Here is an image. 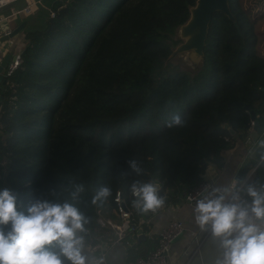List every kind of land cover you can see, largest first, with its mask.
<instances>
[{"label":"trees","instance_id":"obj_1","mask_svg":"<svg viewBox=\"0 0 264 264\" xmlns=\"http://www.w3.org/2000/svg\"><path fill=\"white\" fill-rule=\"evenodd\" d=\"M194 2L55 0L41 24L27 27L26 17L21 62L0 81V185L17 195L19 211L35 199L67 201L88 219L84 242L94 241L112 234L96 221L97 208L118 218L113 198L120 190L131 225L145 228L148 212L133 204L134 182H159L164 203L179 202L209 163L222 166L221 152L234 138L224 123L247 136L248 104L264 125V57L257 52L264 37L254 27L264 0H228L234 18L212 13L200 67L166 71L180 41L175 30ZM175 115L182 126H169ZM262 155L260 142V182L240 189L249 201V185H264ZM255 163L241 167L238 182ZM105 186L111 194L94 204ZM158 238L127 244L126 259L146 256Z\"/></svg>","mask_w":264,"mask_h":264},{"label":"clouds","instance_id":"obj_2","mask_svg":"<svg viewBox=\"0 0 264 264\" xmlns=\"http://www.w3.org/2000/svg\"><path fill=\"white\" fill-rule=\"evenodd\" d=\"M182 123L180 116L175 115L169 126ZM130 167L137 174L141 171L135 161L130 162ZM82 191L83 187H78L72 193L73 199ZM228 191L213 189L214 198L200 199L195 208L201 230L210 225L213 236L220 240L223 254L216 264H264V229L253 222L264 223V185L260 191L254 185L247 189L252 198L251 215L239 203L225 202L226 196L220 193ZM131 192L137 197L133 204L141 212L155 211L164 203L153 183L134 182ZM110 194V188L101 187L92 202ZM19 207L12 189H0V264H89L84 238L77 235L86 231L88 219L77 207L67 201L41 199L31 201L25 211H19ZM53 245L58 251L51 250Z\"/></svg>","mask_w":264,"mask_h":264},{"label":"crops","instance_id":"obj_3","mask_svg":"<svg viewBox=\"0 0 264 264\" xmlns=\"http://www.w3.org/2000/svg\"><path fill=\"white\" fill-rule=\"evenodd\" d=\"M0 15L7 14L0 13ZM12 17L15 16H10L8 19L11 26L18 23V21L11 22L10 19ZM21 47L18 49L12 48L11 50L6 43L5 46L0 48V57L2 58L6 52L12 54L14 51L21 50ZM257 52L260 56L264 57V46L258 44ZM251 132L252 128H249L247 134L249 139L246 136L241 137L237 132H234L231 146L223 149L221 152L223 156L222 166H217L214 163L208 164L207 170L203 175V180L209 182L210 187L203 194L198 195L192 202H189L184 195L179 202L163 203L156 211L148 212L142 218V222L146 223L145 228L141 225L135 227L136 230L129 240L130 245L136 244L137 246L145 238L158 236L171 220H178L182 223V230L179 237L173 239L170 244L166 264H216L219 259H222L223 250L220 247V240L213 236L210 225L201 230L196 221L197 213L195 212V208L200 199L205 197L214 198L213 189H229L231 181L239 179V170L246 162L254 161L256 163L241 177V185L245 182H254L255 185L259 184L260 181L256 177L255 168L260 159L256 156V148L264 140V133L254 139ZM3 188H7L5 183H1L0 185V189ZM222 194L226 196L227 201L232 191L229 189L227 193L223 192ZM257 223L264 226V223L260 221H257ZM137 229H141L144 234L139 240L134 237ZM126 253L127 246L123 243H117L109 247L103 260L100 258L98 251L85 247V254L88 256L89 264H125L127 260Z\"/></svg>","mask_w":264,"mask_h":264},{"label":"built area","instance_id":"obj_4","mask_svg":"<svg viewBox=\"0 0 264 264\" xmlns=\"http://www.w3.org/2000/svg\"><path fill=\"white\" fill-rule=\"evenodd\" d=\"M11 1V0H9ZM0 1V7L9 3ZM26 3L21 8H14L10 14L0 15V27H2V31H0V35L3 33H8L12 26L9 24L8 19L10 16H21V14H29L32 11V6L35 4L34 0H25ZM50 14H53V11H50ZM18 15V16H17ZM6 48V47H5ZM21 51H14L10 54V58L7 64L4 67V71L1 73V78L9 75L12 71L19 65L21 62ZM252 128V121L251 126ZM264 133V131H263ZM249 139V136H246ZM6 159H0V180L2 178V173L5 170ZM142 183H148L147 181ZM151 183V182H150ZM241 182L238 180H232L229 184V189L232 191V194L226 201V203H239L241 206L249 209V213L251 215L250 209L252 201L246 199V197L241 193ZM231 186V187H230ZM210 187V183L202 180L196 186L192 187L185 194L186 198L189 202H192L197 198V196L204 190ZM221 192L220 194H222ZM132 194V192H131ZM133 196V194H132ZM238 196V200H234L233 198ZM135 197V196H133ZM137 199V197H135ZM114 202L116 204V214L118 218L111 217L107 215L100 208H97L98 216L96 217V221L99 225L103 227H108L112 230V234L110 233H100L97 235L96 240L84 242L85 247L90 250L98 251L101 259H105V255L110 246L115 245L117 243H123L125 245L130 244L127 236H130L132 231L134 230V226L131 225L130 222V210L126 207L124 198L120 190H117L114 196ZM158 209V208H157ZM156 209V210H157ZM155 210V211H156ZM153 212V211H148ZM141 221H143L141 219ZM254 223L257 221L253 220ZM258 224V223H257ZM259 226L264 229V226ZM182 230V223L178 220H171L159 233L158 244L156 247L148 252L146 256H138L133 259H127L125 264H166L167 263V255L170 248V244L173 238Z\"/></svg>","mask_w":264,"mask_h":264},{"label":"water","instance_id":"obj_5","mask_svg":"<svg viewBox=\"0 0 264 264\" xmlns=\"http://www.w3.org/2000/svg\"><path fill=\"white\" fill-rule=\"evenodd\" d=\"M216 10H221L231 19L234 18L230 11L228 0H195L194 4L189 7V16L187 20L177 26V34L180 41L172 47L168 57L186 53L187 62L192 69L196 70L199 68L202 63L203 46L207 35L208 24L212 13ZM26 24L27 18H23L19 23L13 26L8 33L1 34L0 41H6L8 38L22 30ZM9 58L10 53L6 52L0 59V81L2 80L1 73L4 71V67ZM244 106L250 112V118L252 121L251 135L256 139L263 133L264 126L259 123L255 110L251 109L248 104H245ZM262 114L264 115V111H262ZM223 126L227 128L231 134H234L235 130L231 128L228 123H224ZM154 184L158 186V196L163 198L165 194L160 183L155 182ZM205 190L206 189L200 194H203ZM77 235L80 236V232H78ZM143 235V231L137 229L134 237L139 240ZM179 235L180 232L173 239H177Z\"/></svg>","mask_w":264,"mask_h":264},{"label":"rangeland","instance_id":"obj_6","mask_svg":"<svg viewBox=\"0 0 264 264\" xmlns=\"http://www.w3.org/2000/svg\"><path fill=\"white\" fill-rule=\"evenodd\" d=\"M13 1V0H12ZM9 1L6 5L0 7V13L8 14L12 11V8H21L23 3L20 1L12 2ZM35 4L32 6V11L30 14H21L19 18L12 17L10 19L11 22L18 21V23L24 18H28L27 27H33L34 25H39L44 21L46 13L50 10L55 0H34ZM26 3V1H25ZM15 25H12V27ZM255 31L259 37H264V18L257 20L254 24ZM2 27H0V31H2ZM24 29V28H23ZM175 37L178 38L177 28L175 30ZM23 41V31L20 30L15 35L8 38L6 41H0V48L5 46L6 43L8 46L14 49H18L21 47V43ZM6 42V43H5ZM260 49V47H258ZM1 58V57H0ZM166 71H187L192 70V67L187 62L186 53L178 54L172 56L167 64L165 65Z\"/></svg>","mask_w":264,"mask_h":264},{"label":"bare ground","instance_id":"obj_7","mask_svg":"<svg viewBox=\"0 0 264 264\" xmlns=\"http://www.w3.org/2000/svg\"><path fill=\"white\" fill-rule=\"evenodd\" d=\"M1 1H3V2H7V1H9V0H1Z\"/></svg>","mask_w":264,"mask_h":264}]
</instances>
